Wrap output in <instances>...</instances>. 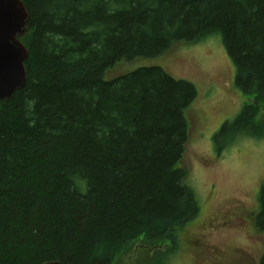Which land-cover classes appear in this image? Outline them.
I'll return each mask as SVG.
<instances>
[{"label": "trees", "instance_id": "16d2710c", "mask_svg": "<svg viewBox=\"0 0 264 264\" xmlns=\"http://www.w3.org/2000/svg\"><path fill=\"white\" fill-rule=\"evenodd\" d=\"M21 2L27 84L0 102V264H113L132 238L174 239L201 211L182 164L198 92L143 62L221 36L256 104L215 142L264 140V0Z\"/></svg>", "mask_w": 264, "mask_h": 264}, {"label": "rangeland", "instance_id": "374dc122", "mask_svg": "<svg viewBox=\"0 0 264 264\" xmlns=\"http://www.w3.org/2000/svg\"><path fill=\"white\" fill-rule=\"evenodd\" d=\"M168 74L193 83L197 97L189 110L190 136L183 159L189 184L201 211L174 239L149 245L132 238L114 256L113 264H259L264 232L256 229L262 211L264 140L215 135L255 97L243 95L234 82L236 68L221 36L184 44L156 60ZM126 67V66H125ZM259 112L264 115V101ZM217 144V145H216ZM217 146L225 148L221 153Z\"/></svg>", "mask_w": 264, "mask_h": 264}, {"label": "water", "instance_id": "95a60500", "mask_svg": "<svg viewBox=\"0 0 264 264\" xmlns=\"http://www.w3.org/2000/svg\"><path fill=\"white\" fill-rule=\"evenodd\" d=\"M28 14L21 0H0V102L13 98L15 92L27 84L24 66L29 58V50L20 40L29 33ZM132 258L128 259L131 264Z\"/></svg>", "mask_w": 264, "mask_h": 264}, {"label": "flooded vegetation", "instance_id": "af4514ba", "mask_svg": "<svg viewBox=\"0 0 264 264\" xmlns=\"http://www.w3.org/2000/svg\"><path fill=\"white\" fill-rule=\"evenodd\" d=\"M129 261V260H128Z\"/></svg>", "mask_w": 264, "mask_h": 264}]
</instances>
